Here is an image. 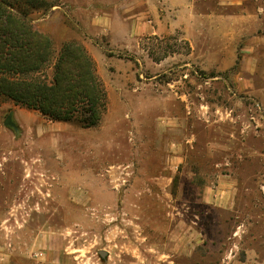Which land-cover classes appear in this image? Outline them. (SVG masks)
Here are the masks:
<instances>
[{"label": "rangeland", "instance_id": "1", "mask_svg": "<svg viewBox=\"0 0 264 264\" xmlns=\"http://www.w3.org/2000/svg\"><path fill=\"white\" fill-rule=\"evenodd\" d=\"M50 1L29 20L86 47L107 109L0 98V264H264V0Z\"/></svg>", "mask_w": 264, "mask_h": 264}, {"label": "trees", "instance_id": "2", "mask_svg": "<svg viewBox=\"0 0 264 264\" xmlns=\"http://www.w3.org/2000/svg\"><path fill=\"white\" fill-rule=\"evenodd\" d=\"M54 5L50 0H0V98L51 121L96 127L107 109V91L93 57L77 40L64 42L55 55L51 35L28 18Z\"/></svg>", "mask_w": 264, "mask_h": 264}, {"label": "crops", "instance_id": "3", "mask_svg": "<svg viewBox=\"0 0 264 264\" xmlns=\"http://www.w3.org/2000/svg\"><path fill=\"white\" fill-rule=\"evenodd\" d=\"M214 21L219 20V19H225L223 16H215L212 18ZM203 200L206 202H213L216 205H222L224 207H231L234 204V195L232 191H225L222 194H212L208 193L203 196ZM199 231H194L191 234V239L188 240L190 241L192 246L198 245L199 243ZM183 239V238H182ZM187 240L183 239L182 240V245H185L184 243L188 242Z\"/></svg>", "mask_w": 264, "mask_h": 264}, {"label": "water", "instance_id": "4", "mask_svg": "<svg viewBox=\"0 0 264 264\" xmlns=\"http://www.w3.org/2000/svg\"><path fill=\"white\" fill-rule=\"evenodd\" d=\"M5 124H7V125H11V126H13V127H15L16 128V124L12 121V119H11V114L7 117V119L5 120ZM101 254L104 256L105 254H106V252L105 251H101Z\"/></svg>", "mask_w": 264, "mask_h": 264}]
</instances>
